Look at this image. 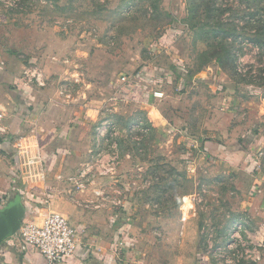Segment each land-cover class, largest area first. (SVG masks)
<instances>
[{
    "label": "rangeland",
    "instance_id": "obj_1",
    "mask_svg": "<svg viewBox=\"0 0 264 264\" xmlns=\"http://www.w3.org/2000/svg\"><path fill=\"white\" fill-rule=\"evenodd\" d=\"M0 23L15 33L14 46L0 43V50L25 58L28 83L44 105L85 104L103 96L114 77L164 63L152 45L177 29L174 60L187 76L164 82L168 95L155 107L163 118L175 120V130L206 119L230 131L238 117L240 133L263 135L264 0H0ZM100 109L84 130L68 197L89 189L99 205L117 206L133 193L134 216L152 223L150 264H182L179 258L198 254L212 264L261 261L264 221L245 210L252 197L240 175L188 156L187 142L145 111L111 102Z\"/></svg>",
    "mask_w": 264,
    "mask_h": 264
},
{
    "label": "crops",
    "instance_id": "obj_2",
    "mask_svg": "<svg viewBox=\"0 0 264 264\" xmlns=\"http://www.w3.org/2000/svg\"><path fill=\"white\" fill-rule=\"evenodd\" d=\"M180 35L177 29H168L152 45L154 53L165 56L164 63L150 61L134 74L114 77L103 96L85 104L48 101L44 105L39 89L28 83L31 70L25 58L0 50V110L5 116L0 120V218L14 212L20 215L21 224H40L51 212L66 217L76 230L77 244L72 255L56 264H150L148 259L157 247L150 233L151 220L134 216L137 200L133 193L125 199L117 198L118 205L111 206L99 205L89 189L75 199L66 192V180L79 171L77 155L85 143L84 130L106 102L127 105L132 112L145 111L172 138L178 135L187 142L188 156L229 175H240L242 190L252 197L245 210L253 221H264V131L262 136L260 130L240 133L238 117H234L236 124L230 131L208 125L206 119L194 128L175 130V126L179 127L176 121L164 119L155 108L158 98L168 95L164 82L174 76H187L174 60ZM14 36V31H7L0 23V43L12 47ZM173 68L177 75L170 72ZM1 98H5V105ZM258 120L264 127V119ZM178 260L182 264H212L199 254ZM0 264L47 263L33 246L20 242L15 234L0 244ZM258 264H264V250Z\"/></svg>",
    "mask_w": 264,
    "mask_h": 264
},
{
    "label": "built area",
    "instance_id": "obj_3",
    "mask_svg": "<svg viewBox=\"0 0 264 264\" xmlns=\"http://www.w3.org/2000/svg\"><path fill=\"white\" fill-rule=\"evenodd\" d=\"M16 235L20 242L33 246L47 264L60 263L72 255L77 244L76 230L66 217L56 212L48 213L40 224L22 223Z\"/></svg>",
    "mask_w": 264,
    "mask_h": 264
},
{
    "label": "water",
    "instance_id": "obj_4",
    "mask_svg": "<svg viewBox=\"0 0 264 264\" xmlns=\"http://www.w3.org/2000/svg\"><path fill=\"white\" fill-rule=\"evenodd\" d=\"M21 217L14 212H11L8 216L0 218V244L14 236L21 225Z\"/></svg>",
    "mask_w": 264,
    "mask_h": 264
},
{
    "label": "trees",
    "instance_id": "obj_5",
    "mask_svg": "<svg viewBox=\"0 0 264 264\" xmlns=\"http://www.w3.org/2000/svg\"><path fill=\"white\" fill-rule=\"evenodd\" d=\"M171 73L174 74V73H176V71L172 70Z\"/></svg>",
    "mask_w": 264,
    "mask_h": 264
}]
</instances>
